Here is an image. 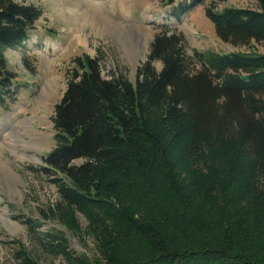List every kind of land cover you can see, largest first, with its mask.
I'll return each instance as SVG.
<instances>
[{"label": "trees", "instance_id": "1", "mask_svg": "<svg viewBox=\"0 0 264 264\" xmlns=\"http://www.w3.org/2000/svg\"><path fill=\"white\" fill-rule=\"evenodd\" d=\"M204 1L181 0L157 24L134 81L102 77L86 54L72 59L52 115L55 145L39 168L57 188L53 220L89 237L97 257L30 220L42 252L66 264H264V52L195 50L193 60L170 18ZM255 1L205 8L219 39L264 44V0ZM40 15L0 0V91L14 77L5 50ZM13 257L39 264L21 242Z\"/></svg>", "mask_w": 264, "mask_h": 264}, {"label": "rangeland", "instance_id": "2", "mask_svg": "<svg viewBox=\"0 0 264 264\" xmlns=\"http://www.w3.org/2000/svg\"><path fill=\"white\" fill-rule=\"evenodd\" d=\"M16 1L34 4L41 9V15L34 21L23 45L4 52L6 69L14 77L9 90L0 91V154L19 180L12 193L0 183V264H18L13 256L19 242L39 264H66L61 257L39 249L32 236L30 220L40 223L35 231H64L69 247L93 260L97 254L92 240L79 232L69 234L49 213V208L58 201V192L52 176L39 167L43 164L42 156L55 145L54 105L62 97L66 72L77 56L86 54L96 58L104 78L115 73L134 81L136 68L146 58L157 24L166 21V15L181 0L173 5H164L161 0H73L72 4L69 0ZM211 5L220 11L227 6L256 8L257 2L205 0L178 20L172 17V26L183 34L186 53L193 60L195 50L264 52L261 42L245 46L219 39L213 23L205 15V8ZM83 13L89 20L76 24L74 18L84 20ZM53 41L58 42L55 48ZM139 49L141 54H136ZM154 66L160 69L161 64L156 61ZM50 76L57 79L58 88L45 95L43 79ZM12 126L18 130L20 144L8 132ZM3 138L12 142V146L1 144ZM30 139H34V143L24 145L23 141ZM81 161L75 160V163ZM43 211L49 217L46 218ZM79 223L83 229L85 221L81 216Z\"/></svg>", "mask_w": 264, "mask_h": 264}, {"label": "bare ground", "instance_id": "3", "mask_svg": "<svg viewBox=\"0 0 264 264\" xmlns=\"http://www.w3.org/2000/svg\"><path fill=\"white\" fill-rule=\"evenodd\" d=\"M72 1L73 0H69L68 2H69V4H72ZM77 1V0H76ZM81 1V0H80ZM67 2V1H66ZM64 4V3H63ZM80 4V3H79ZM53 5V4H52ZM68 5V4H67ZM81 5V4H80ZM71 6V5H70ZM58 11H60V10H62V9H59L58 7H55ZM56 10V11H57ZM70 10V9H69ZM55 11V12H56ZM67 11V10H66ZM63 12V11H62ZM82 14V13H81ZM97 15V14H96ZM82 16V18L84 19V20H79V19H75L74 18V22L76 23V24H82V22H85V21H87V20H89V19H87V17H86V14L85 13H83V15H81ZM92 24V23H91ZM94 26H95V24H94ZM93 26V27H94ZM95 29V28H94ZM53 45H52V47L53 48H55L57 45H58V42L56 41V42H54L53 41V43H52ZM136 50V49H135ZM143 51V50H142ZM137 53H140L141 54V49H139L137 52H136V54ZM43 83H44V94L46 95L47 93H50V92H52V91H56V89L58 88V81H57V79L55 78V77H48V78H44L43 79ZM37 115V114H36ZM36 117V116H35ZM39 118V117H38ZM41 118V117H40ZM26 121H28V120H26ZM23 122V121H22ZM5 125V124H4ZM6 126V125H5ZM0 128H2V126L0 127ZM8 132H9V134L12 136V138H14V137H16L15 139H17V142L20 144L21 142L19 141V134H18V130H16V129H14V127L12 126V127H10V130H8ZM8 134V135H9ZM6 137V136H5ZM14 141V140H13ZM5 144L6 146H8V147H11L12 146V142H10L9 140H7V139H5V138H3L2 140H1V144ZM23 143H24V145H26V146H30V144H33L34 143V139H30V140H24L23 141ZM19 180V177H18V175H16V173H14V170H12L9 166H8V164L6 163V161H4L3 159H2V156H1V154H0V183H3L4 184V188L6 189H8V192L9 193H12L15 189H17V186H16V182ZM7 221V220H6Z\"/></svg>", "mask_w": 264, "mask_h": 264}]
</instances>
